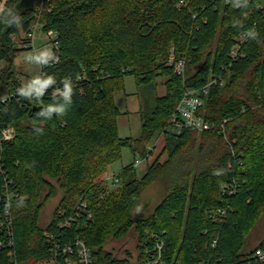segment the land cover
<instances>
[{"label":"trees","instance_id":"obj_1","mask_svg":"<svg viewBox=\"0 0 264 264\" xmlns=\"http://www.w3.org/2000/svg\"><path fill=\"white\" fill-rule=\"evenodd\" d=\"M40 9L42 31L57 36L43 65L46 93L32 97L15 66L24 50L14 37L31 31ZM171 56L185 60L184 74L169 65ZM128 75L139 87L137 139L118 131L115 94ZM212 77L224 84L209 88L200 115L213 128L172 133L186 89ZM9 127L16 135L0 143V196L12 200L14 246L0 251V264L48 261L56 245L46 233L61 246L83 240L94 264H264L254 257L264 239L245 251L264 217V0H10L0 16V129ZM161 135L163 151L141 179H131L136 160L120 185L104 184L101 175L124 148L148 159ZM158 180L164 199L149 216L134 217ZM58 190L59 205L42 225ZM132 231L135 260L106 249Z\"/></svg>","mask_w":264,"mask_h":264},{"label":"rangeland","instance_id":"obj_2","mask_svg":"<svg viewBox=\"0 0 264 264\" xmlns=\"http://www.w3.org/2000/svg\"><path fill=\"white\" fill-rule=\"evenodd\" d=\"M5 9V8H4ZM4 11V10H3ZM2 14V13H1ZM25 34L22 33L18 40L24 39ZM19 46V44H18ZM54 40L47 37L46 33L43 31H38L35 38V48L38 52V56L34 53V50L19 51L15 56V66L17 70L21 73L25 83L27 84L29 80L34 79L40 72L41 63H47L54 57ZM35 57V59H32ZM165 79L160 78L158 80V95L164 96L166 94V88L164 86ZM125 90L117 92L115 94V103L122 113L118 118V131L121 138H132L137 139L142 133V120L139 114L140 110V100L138 97L139 87L136 83V79L132 75H128L124 79ZM165 145L164 136L161 135L158 140H154L148 148H153L155 146V151L152 156L148 159H144L139 155L136 156L135 153L130 148H124L122 151V158L112 164L105 173L101 175V179L105 181V185L109 186L111 189L112 181L110 178L115 176L120 177L124 169L132 164H135L136 160L142 161L139 167H136L135 174H132L131 179L137 178L141 179L147 172L149 166H151L154 161L160 157ZM167 155L161 158V162L164 163L167 160ZM120 185V184H119ZM61 192L58 190L56 197L50 198L43 210H42V225H46L52 216L53 211L59 205V200L61 198ZM164 199V186L158 180L151 183L142 193L139 204L134 210V217L142 218L149 216L155 208ZM264 239V217L256 225L253 231L250 233L248 238V244L245 248L247 252L249 249L254 250L259 243ZM137 235L132 231L128 236L121 240H110L106 245V249L113 253L118 259H125L127 254L132 255L133 260L138 256L137 251Z\"/></svg>","mask_w":264,"mask_h":264},{"label":"built area","instance_id":"obj_3","mask_svg":"<svg viewBox=\"0 0 264 264\" xmlns=\"http://www.w3.org/2000/svg\"><path fill=\"white\" fill-rule=\"evenodd\" d=\"M10 0H0V16L3 12L7 2ZM230 2L232 0H225ZM241 1V0H240ZM42 9L39 10L38 15L36 17V21L31 27V31L28 34H25V38L18 40L20 37H14V41L19 44V48L23 49L24 51L27 50H34L36 58L38 56V52L35 48V38L38 31H42V25L40 22ZM47 37L51 40H55L57 33L55 31H50L46 33ZM240 45H236L234 50L232 51L233 57H237L240 46L244 41H246V36L243 34L241 35ZM35 59V57H32ZM43 65L41 63V69L39 74L34 78L28 81L25 88V93L32 97H39L42 94H45V74L43 73ZM169 65L174 67L176 73L184 74L185 73V65L186 62L183 59H177L175 56H171L169 59ZM221 78H210V81L206 86L202 89H186L180 103L178 104L175 114L171 118V128L170 131L172 133L180 134L182 130H193L198 132L209 131L213 128V125L209 123L202 115H200L201 109L204 107L205 104V96L209 93V88L212 85H216L218 83L224 84V81H221ZM54 92L56 94H64L68 91L63 87H59L55 85ZM170 132V133H171ZM16 132L13 127H9L6 129H0V143L2 142H9L15 138ZM142 164V161L139 160L136 162L135 167H139ZM112 181V186L116 187L120 184V178L114 177L110 178ZM225 189L229 190L231 186H223ZM3 195L6 198H3ZM0 196V206L3 204L2 213H0V251L5 249L6 247H13L14 246V230L13 224L14 219L11 211V198L7 193H4ZM16 198L18 195L16 194ZM5 200V202H3ZM86 203L82 204V208L86 209ZM217 215H225V212L222 210L217 211ZM91 217V215H89ZM46 237L50 239L53 245H56L55 251L48 261L43 262L42 264H94V256L91 248L83 241L77 240L73 244H67L61 246L60 244H56L53 236L49 233L45 234ZM160 252L162 251V246L158 247ZM254 257L259 262H264V251L261 249H257Z\"/></svg>","mask_w":264,"mask_h":264},{"label":"water","instance_id":"obj_4","mask_svg":"<svg viewBox=\"0 0 264 264\" xmlns=\"http://www.w3.org/2000/svg\"><path fill=\"white\" fill-rule=\"evenodd\" d=\"M40 109L42 108V107H39Z\"/></svg>","mask_w":264,"mask_h":264}]
</instances>
